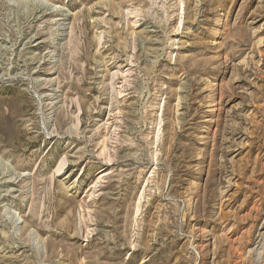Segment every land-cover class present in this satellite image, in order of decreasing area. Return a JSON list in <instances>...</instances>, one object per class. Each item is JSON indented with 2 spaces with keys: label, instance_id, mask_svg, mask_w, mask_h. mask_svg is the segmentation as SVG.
I'll list each match as a JSON object with an SVG mask.
<instances>
[{
  "label": "rangeland",
  "instance_id": "1",
  "mask_svg": "<svg viewBox=\"0 0 264 264\" xmlns=\"http://www.w3.org/2000/svg\"><path fill=\"white\" fill-rule=\"evenodd\" d=\"M0 264H264V0H0Z\"/></svg>",
  "mask_w": 264,
  "mask_h": 264
}]
</instances>
